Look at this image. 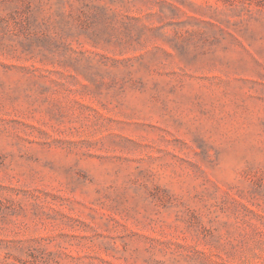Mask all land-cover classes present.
<instances>
[{"label":"rangeland","instance_id":"1","mask_svg":"<svg viewBox=\"0 0 264 264\" xmlns=\"http://www.w3.org/2000/svg\"><path fill=\"white\" fill-rule=\"evenodd\" d=\"M0 264H264V0H0Z\"/></svg>","mask_w":264,"mask_h":264}]
</instances>
